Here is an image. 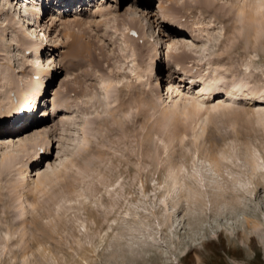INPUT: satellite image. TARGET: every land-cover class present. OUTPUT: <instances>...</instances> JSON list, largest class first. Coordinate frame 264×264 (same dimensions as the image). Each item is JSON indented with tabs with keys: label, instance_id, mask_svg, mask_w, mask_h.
I'll list each match as a JSON object with an SVG mask.
<instances>
[{
	"label": "rangeland",
	"instance_id": "374dc122",
	"mask_svg": "<svg viewBox=\"0 0 264 264\" xmlns=\"http://www.w3.org/2000/svg\"><path fill=\"white\" fill-rule=\"evenodd\" d=\"M20 1L0 0V264H264V0Z\"/></svg>",
	"mask_w": 264,
	"mask_h": 264
},
{
	"label": "bare ground",
	"instance_id": "6f19581e",
	"mask_svg": "<svg viewBox=\"0 0 264 264\" xmlns=\"http://www.w3.org/2000/svg\"><path fill=\"white\" fill-rule=\"evenodd\" d=\"M22 1V0H21ZM20 1V2H21ZM25 1V0H24ZM27 1V0H26ZM196 1V0H195ZM201 1V0H200ZM213 1V0H212ZM199 2V1H198ZM23 3V5L22 6H24V8H25V14H26V20H29V16H34L35 18H36V21H37V19H39V18H41L40 16H41V12L42 11H44L42 8H40L39 6H37L35 3H36V1H31V12L29 13V11L28 10H26V9H28V5L29 4H24V3H27V2H22ZM205 3V2H204ZM200 4V3H199ZM199 4H197V5H199ZM208 4V3H207ZM19 5V4H18ZM210 5H212V6H210ZM95 6H96V13H98L99 11V7H100V5H97V4H95ZM94 6V7H95ZM184 6V5H183ZM187 6V5H186ZM193 6H195V4L193 5ZM208 6V5H207ZM206 5L205 6H203L204 7V9H205V7H207ZM209 6L210 7H212V9L214 8V4L213 3H209ZM208 6V7H209ZM190 7V6H189ZM200 7V6H199ZM209 7V8H210ZM220 7H222L221 5H220ZM188 8V7H187ZM186 8V9H187ZM194 9H195V7H193ZM192 9V8H191ZM223 9V8H222ZM164 10V9H163ZM178 10H180V9H178ZM206 10V9H205ZM204 10V11H205ZM214 10H215V8H214ZM81 11V10H80ZM200 11V10H199ZM221 11V10H220ZM170 12V11H169ZM194 12V11H193ZM201 12H202V10H201ZM206 12V11H205ZM216 12V11H215ZM222 12V11H221ZM18 13L19 14H22V12H21V9L18 11ZM24 13V12H23ZM172 15V17H173V19L175 18V15H178V13H174V12H170ZM169 13V14H170ZM208 13H209V10H208ZM217 13V12H216ZM102 14V13H101ZM169 14H168V16H169ZM202 14V13H201ZM213 14V13H212ZM215 14V13H214ZM42 15H43V12H42ZM51 15V14H50ZM56 15V14H55ZM57 15H59V14H57ZM103 15V14H102ZM101 15V16H102ZM179 15H180V13H179ZM178 15V16H179ZM217 15V14H216ZM223 15V14H222ZM163 16V15H162ZM177 16V17H178ZM194 16V15H193ZM21 17V16H20ZM172 17H171V19H172ZM182 17V16H181ZM219 17H221V16H219ZM223 17V16H222ZM102 18V17H101ZM170 17H167V16H164V19H167L168 20V22H169V24H171V23H173V28H171L170 30H167V32H169V35H166L165 34V36L163 35V37H165V39L166 40H169L170 39V36L171 35H175V36H177V35H181V33L183 34V32L185 31L184 30V25L182 26L181 24H179L178 22H176V21H171L170 19H169ZM180 18V17H179ZM49 19H50V23H51V25H52V23L55 21V19H56V16H53V15H51L50 17H49ZM131 20V19H130ZM101 21V20H100ZM219 21V20H218ZM92 22V21H91ZM91 22H84V21H82V20H74L73 22H70V23H66V22H64V24H63V28L65 29V33H66V35L68 36V37H74V35L76 34V33H74V28L76 27L77 29H81L84 25H90V23ZM94 22V21H93ZM92 25L94 24V23H91ZM101 24H102V22L101 23H99L98 24V26L99 27H101ZM95 25V24H94ZM175 26L177 27V28H179L178 30L179 31H177V30H175L174 28H175ZM33 27V26H32ZM39 26H37V28H38ZM74 27V28H73ZM36 28V29H37ZM53 28V27H52ZM167 28V27H166ZM36 29L35 30H33L32 31V33H33V35H34V37H35V39L38 41L37 42V46H38V44L39 45H41L42 46V43H43V35H42V37H41V39L39 38V34H37L36 33ZM131 29V28H130ZM131 31V30H130ZM136 31V30H135ZM138 35V34H137ZM202 35V34H201ZM207 35V34H206ZM27 36H28V34H27ZM128 36V35H127ZM139 36V35H138ZM30 37V36H29ZM82 37V36H81ZM80 37V38H81ZM134 37V36H133ZM202 37V36H201ZM199 38H200V35H199ZM203 38V37H202ZM130 39H131V37H130ZM133 39V38H132ZM138 39H139V37H138ZM141 40V38L139 39V41ZM199 40V39H198ZM141 41H143V40H141ZM170 41V40H169ZM209 41V40H208ZM33 43V42H32ZM44 44V43H43ZM170 44H171V42H170ZM92 45V46H91ZM183 46V45H182ZM181 45H180V47H182ZM40 47V46H39ZM88 48H87V52H86V55H84V59H91V60H94V58H95V60L97 59V61H100L101 62V60H103V61H107L108 60V57H106L104 54L105 53H103L102 52V50H101V56H100V59H98L97 57H96V54H95V50L93 49V44L92 43H88V46H87ZM95 48V47H94ZM173 48V47H172ZM183 48V47H182ZM138 49V48H137ZM179 49H181V48H178L177 50H168V51H166L165 52V54H164V59H166V58H168L169 59V57H170V59H172V57H175V58H177V60H178V58L180 59V60H182V61H184L185 59H187V53L184 51V50H179ZM139 50V49H138ZM189 51H190V49H188ZM188 50H186V51H188ZM141 51V50H140ZM50 57V56H49ZM48 57V58H49ZM189 59V58H188ZM167 60V59H166ZM96 61V62H97ZM52 63H54V60L53 61H51ZM51 62H50V64H51ZM98 64H100V63H98ZM178 65H176V67H177ZM55 69L57 68L56 66L54 67ZM48 69L47 68V70H46V75H49V76H51L54 72H55V69ZM173 68V67H172ZM175 70H178V71H180L181 70V68H179V67H177V68H175ZM54 71V72H53ZM173 74V73H172ZM182 74H184V75H187L188 73H186L185 71H182ZM167 75V74H166ZM169 76V75H168ZM167 79V78H166ZM165 81V80H164ZM183 81V80H182ZM166 82H167V80H166ZM38 83V82H37ZM165 83V82H164ZM155 84V83H154ZM163 85V83H161V81H159V83L158 84H156L155 86H154V91L155 92H157V91H159V90H157V87H159L160 86V88L161 89H163L162 86ZM209 85H207V84H205V83H203V85H201V86H197L195 89V94L198 96V97H204V96H206L207 94H208V90L209 89H207V87H208ZM45 88H46V86H44V82L42 81V83L41 84H37V85H35L34 87H31L30 88V91H29V93L26 95V99L28 100V104H27V108L25 109V110H28L29 108L32 110V109H35L36 108V105H37V102H39V98H41L42 96H43V93H45ZM162 90H160V94H162ZM158 93V92H157ZM226 95H229L228 96V98L229 99H231V95L229 94V93H227ZM162 97V96H161ZM43 98V97H42ZM162 98H164L165 100L166 99H168L169 98V96L167 95V93L165 94V97H162ZM165 100H164V102H165ZM40 102H41V100H40ZM40 102H39V105H40ZM39 105H38V107H39ZM196 107L197 106H195V108L194 109H196ZM38 109V108H37ZM14 113H15V111H14ZM29 116V115H28ZM30 117V116H29ZM28 117V118H29ZM30 119V118H29ZM28 120V119H27ZM23 121H26V120H23ZM32 122H34V120L32 121ZM36 122V121H35ZM11 123V122H10ZM6 135V134H5ZM19 139V138H18ZM259 166V165H258ZM196 171H199V169H198V167H196ZM30 172V171H29ZM29 174V173H28ZM31 187V186H30ZM30 189V188H29Z\"/></svg>",
	"mask_w": 264,
	"mask_h": 264
}]
</instances>
